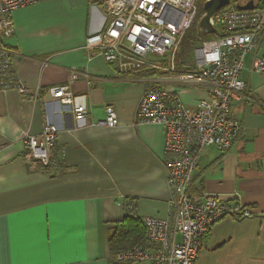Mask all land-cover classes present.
<instances>
[{
  "label": "crops",
  "instance_id": "0c3cea01",
  "mask_svg": "<svg viewBox=\"0 0 264 264\" xmlns=\"http://www.w3.org/2000/svg\"><path fill=\"white\" fill-rule=\"evenodd\" d=\"M101 3L39 0L12 13L14 35L5 46L16 76L39 101L0 92V264H112L109 239L125 220L127 200L141 222L169 215L164 131L136 124L137 105L147 88L163 87L194 108L209 99L212 84L179 79L193 71L175 75L163 66L126 72L95 55L107 20ZM257 55H264V38ZM252 58L240 73L244 96L231 105L244 132L225 153L203 149L189 193L215 196L250 217L215 223L194 264L202 251L226 246H234L230 256L244 249L264 256V76L251 71ZM54 86L86 96V126L76 128L69 108L48 97ZM107 104L115 128L95 125ZM45 123L57 127L58 139L42 167L24 158L21 138L40 137Z\"/></svg>",
  "mask_w": 264,
  "mask_h": 264
},
{
  "label": "built area",
  "instance_id": "2783aa9c",
  "mask_svg": "<svg viewBox=\"0 0 264 264\" xmlns=\"http://www.w3.org/2000/svg\"><path fill=\"white\" fill-rule=\"evenodd\" d=\"M101 1L107 20L95 55L107 63H116L126 72L156 68L155 64L146 62L148 55H154L167 58L170 67L165 68L173 73L174 57L183 37L202 17L198 18L197 0ZM38 2L0 0V92L16 91L37 101L39 98L16 76L5 41L14 35L12 13ZM249 2L251 9H238V5ZM209 22L215 29L213 35L207 36L212 39L195 47L193 72L178 76L194 83L210 82L209 99L191 108L182 104L176 93L152 87L144 91L138 102L135 123L159 125L164 131V167L172 195L170 210L164 219L144 218L143 241L117 252L112 264H194L203 239L215 223L226 216L250 217L248 211L215 196L204 194L193 199L189 193L203 149L214 147L225 153L233 139L244 132L243 126L231 116V105L244 96L240 73L248 55L253 54L251 71L264 76V55H257L264 38V0H229ZM85 81H88L86 77ZM47 95L69 108L76 128L87 125L85 95L74 94L68 86L51 87ZM95 125L102 128L118 125L112 105H105L104 118ZM57 139V127L48 123L40 137L25 133L21 138L24 158L47 167ZM124 209L125 215L136 218L135 201L127 200Z\"/></svg>",
  "mask_w": 264,
  "mask_h": 264
},
{
  "label": "rangeland",
  "instance_id": "374dc122",
  "mask_svg": "<svg viewBox=\"0 0 264 264\" xmlns=\"http://www.w3.org/2000/svg\"><path fill=\"white\" fill-rule=\"evenodd\" d=\"M204 1L205 0H197L196 2L199 12L202 11V5ZM184 37L185 38H183V43L181 42L179 51L174 57L173 68L175 71V75L179 74L180 71H193L192 65L194 59V48L200 42L212 39V37H207L206 35H203L200 30L198 32L196 30V26H192V28L187 31ZM187 61L189 62L187 64H184ZM146 62L155 64L156 66L170 67V63L167 58H160L154 55H148L146 57ZM157 77V72L152 73L151 78L155 80V78L157 79ZM232 248H234V246H226L224 247L222 252L216 254H205V252L202 251L200 257H198L196 261V264H264V256L257 255V252L254 251L249 252V250L246 249L241 250L238 255L230 256L229 251Z\"/></svg>",
  "mask_w": 264,
  "mask_h": 264
},
{
  "label": "trees",
  "instance_id": "16d2710c",
  "mask_svg": "<svg viewBox=\"0 0 264 264\" xmlns=\"http://www.w3.org/2000/svg\"><path fill=\"white\" fill-rule=\"evenodd\" d=\"M202 14L203 12L200 11L198 18L201 17ZM193 26H196V30L199 32L200 29H198V24H195ZM181 42L183 43V39ZM188 62L189 61L185 62L184 64H187ZM145 236L146 229L140 219H138L137 216L136 218H131L125 215V220L119 225V227L115 230L114 234L109 239L112 259H114V256L117 252L128 250L142 242Z\"/></svg>",
  "mask_w": 264,
  "mask_h": 264
},
{
  "label": "water",
  "instance_id": "95a60500",
  "mask_svg": "<svg viewBox=\"0 0 264 264\" xmlns=\"http://www.w3.org/2000/svg\"><path fill=\"white\" fill-rule=\"evenodd\" d=\"M229 4V0H208L202 5L203 15L198 22L200 32L209 36L215 33V29L211 26L209 20L213 14ZM239 10H249L252 8V2L245 6H237Z\"/></svg>",
  "mask_w": 264,
  "mask_h": 264
}]
</instances>
